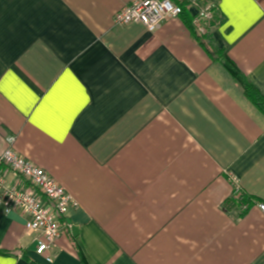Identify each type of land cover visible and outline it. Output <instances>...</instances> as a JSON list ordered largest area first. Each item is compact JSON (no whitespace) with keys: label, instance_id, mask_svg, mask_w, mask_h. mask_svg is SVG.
Listing matches in <instances>:
<instances>
[{"label":"crops","instance_id":"1","mask_svg":"<svg viewBox=\"0 0 264 264\" xmlns=\"http://www.w3.org/2000/svg\"><path fill=\"white\" fill-rule=\"evenodd\" d=\"M209 1L151 32L113 22L133 0H0V155L78 202L42 256L0 209V264H264V114L222 62L264 97V0Z\"/></svg>","mask_w":264,"mask_h":264},{"label":"built area","instance_id":"2","mask_svg":"<svg viewBox=\"0 0 264 264\" xmlns=\"http://www.w3.org/2000/svg\"><path fill=\"white\" fill-rule=\"evenodd\" d=\"M194 9L192 23L204 32L205 25L215 16L216 4L209 0H133L117 12L113 22L126 25L138 22L149 31L158 29L165 20L178 17L183 13L182 3ZM13 138L10 139L12 143ZM2 168H9L18 177L16 183L6 180ZM233 186V196L242 199L239 178L229 174ZM75 198L47 171L24 158L12 148L0 155V209L9 214L20 211L26 216L25 226L29 231L39 233L36 237V253L46 255L52 251L63 225L59 216H65L70 208L77 207ZM259 207L264 211V204ZM51 260V256H46Z\"/></svg>","mask_w":264,"mask_h":264},{"label":"trees","instance_id":"3","mask_svg":"<svg viewBox=\"0 0 264 264\" xmlns=\"http://www.w3.org/2000/svg\"><path fill=\"white\" fill-rule=\"evenodd\" d=\"M182 6H183L182 15H184L186 11L188 10V4L183 2ZM190 27L194 30L195 33H198L197 29L192 24ZM222 62L224 66L232 74V76L242 84L247 98L264 114V97L257 90V88L245 79L243 74L236 68V66L225 55L223 56ZM83 264H87V263L86 262L84 263L83 261Z\"/></svg>","mask_w":264,"mask_h":264},{"label":"snow or ice","instance_id":"4","mask_svg":"<svg viewBox=\"0 0 264 264\" xmlns=\"http://www.w3.org/2000/svg\"><path fill=\"white\" fill-rule=\"evenodd\" d=\"M226 2H237V3H243V4H249V5L253 4V0H226Z\"/></svg>","mask_w":264,"mask_h":264},{"label":"water","instance_id":"5","mask_svg":"<svg viewBox=\"0 0 264 264\" xmlns=\"http://www.w3.org/2000/svg\"><path fill=\"white\" fill-rule=\"evenodd\" d=\"M72 231H73V234L76 235V233H77V231H78V228L75 227V226H73V227H72Z\"/></svg>","mask_w":264,"mask_h":264}]
</instances>
